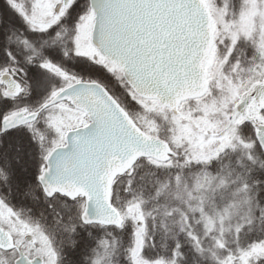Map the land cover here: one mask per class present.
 <instances>
[{"label": "snow or ice", "instance_id": "1", "mask_svg": "<svg viewBox=\"0 0 264 264\" xmlns=\"http://www.w3.org/2000/svg\"><path fill=\"white\" fill-rule=\"evenodd\" d=\"M0 264H264V0H0Z\"/></svg>", "mask_w": 264, "mask_h": 264}]
</instances>
